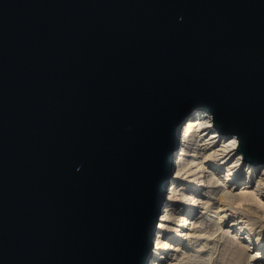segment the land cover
Here are the masks:
<instances>
[{"label": "water", "instance_id": "95a60500", "mask_svg": "<svg viewBox=\"0 0 264 264\" xmlns=\"http://www.w3.org/2000/svg\"><path fill=\"white\" fill-rule=\"evenodd\" d=\"M195 110L264 165V0H0V264H149Z\"/></svg>", "mask_w": 264, "mask_h": 264}, {"label": "bare ground", "instance_id": "6f19581e", "mask_svg": "<svg viewBox=\"0 0 264 264\" xmlns=\"http://www.w3.org/2000/svg\"><path fill=\"white\" fill-rule=\"evenodd\" d=\"M238 143L207 111L192 113L181 131L149 264H212L224 242L230 264H264V165L246 162Z\"/></svg>", "mask_w": 264, "mask_h": 264}, {"label": "rangeland", "instance_id": "374dc122", "mask_svg": "<svg viewBox=\"0 0 264 264\" xmlns=\"http://www.w3.org/2000/svg\"><path fill=\"white\" fill-rule=\"evenodd\" d=\"M168 195H166L164 197V199L167 198ZM216 236H217V234L215 236H212L213 241H211V243L212 242H215V239L214 238H216ZM223 244L224 245L226 244V247L228 246V243L227 242H224ZM223 244L218 249L215 250V253H214V261H212V264H230L231 263L232 257L225 250L226 248H225V246Z\"/></svg>", "mask_w": 264, "mask_h": 264}, {"label": "built area", "instance_id": "2783aa9c", "mask_svg": "<svg viewBox=\"0 0 264 264\" xmlns=\"http://www.w3.org/2000/svg\"><path fill=\"white\" fill-rule=\"evenodd\" d=\"M240 164H241V162H240Z\"/></svg>", "mask_w": 264, "mask_h": 264}]
</instances>
